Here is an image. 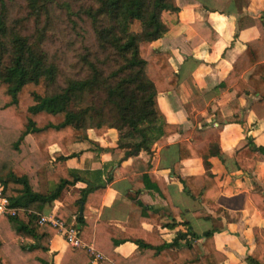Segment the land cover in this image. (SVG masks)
<instances>
[{
  "label": "crops",
  "instance_id": "obj_1",
  "mask_svg": "<svg viewBox=\"0 0 264 264\" xmlns=\"http://www.w3.org/2000/svg\"><path fill=\"white\" fill-rule=\"evenodd\" d=\"M175 4L176 11L163 13L167 30L151 46L168 53L176 74L172 84L165 81L158 85L157 104L165 120L176 124L178 130L163 143H154L150 151L141 149L137 153H130L133 146L123 142L121 135L126 128L111 127L101 135L88 129L86 138L67 146L59 134L51 135L50 142H43L42 146L27 134L25 141L29 153L13 166V171L21 176L32 170L51 168L57 154L68 155L65 165L81 180L65 185L40 211L51 219L57 218L60 207H65L71 212L66 226L75 222L79 210L67 201V196L81 195L88 186L103 188L90 193L87 206L93 226L98 222V234L94 227L78 234L80 245L77 247L93 253L89 264L105 259V255L96 250L95 240L100 243L107 239L108 227L116 237L129 238L113 249L125 258L141 251L132 241L134 238L157 244L171 243L179 232L185 233V239L189 240L191 233L202 235L213 230L212 243L225 255L220 264H250L247 258L256 248L253 229H264V198H256L255 203L251 196L259 193L264 196V161L253 160L252 167L242 170L235 160L237 152L249 139L256 146H264V100L261 101L259 93L251 92L249 77L254 66L244 55L249 44L256 62L264 63L260 30L251 20L245 19L260 17L264 12V0H175ZM231 71L230 84L220 89L218 85ZM233 105L245 111V119L223 125L219 132V155L208 156L206 161L201 156L179 159V143L188 149L192 145L190 136L181 139L179 132L216 127V113L231 118ZM243 160L250 159L243 157ZM140 161L153 164L151 173L155 180L165 181L169 202L145 186L147 182L142 172L133 170V163ZM176 161L179 173L195 178L190 180L194 191L201 185L204 175L212 176L208 204L192 197L173 174L172 166ZM148 184L152 183L148 180ZM54 186L52 181H44L40 189L43 193L52 192ZM138 203L142 209L137 207ZM185 239L165 246L164 256L175 260ZM203 241L204 237L194 239L206 252ZM67 246L61 232L50 239L49 253L53 263L60 262Z\"/></svg>",
  "mask_w": 264,
  "mask_h": 264
},
{
  "label": "trees",
  "instance_id": "obj_2",
  "mask_svg": "<svg viewBox=\"0 0 264 264\" xmlns=\"http://www.w3.org/2000/svg\"><path fill=\"white\" fill-rule=\"evenodd\" d=\"M26 2L36 17L41 12H47V0ZM97 3L96 8L90 11L96 43L102 51H110L116 59V68L107 75H104L101 67L87 59L88 71L84 78L71 79L60 91L47 93L44 80H53L55 69L44 65L40 48L30 44L26 37L17 33L10 36L9 62L0 69V125L10 134L5 142L0 138V183L3 195L8 198L10 206L17 209V213L15 216H0V264H55L49 253V241L58 229L49 223L39 224L37 213L46 203L55 199L65 185L81 180L76 172L67 168L65 160L68 155L63 154L54 156L51 168L17 175L13 166L29 153L25 141L27 134L38 144H48L51 135L59 134L67 146L86 138L88 129L101 135L111 127L117 130L126 128L123 135L131 139L126 145L133 146L130 153H137L141 149L150 151L154 143H163L166 137L178 130L176 124L165 120L157 104L158 85L165 81L172 84L176 74L170 65L168 53L151 46L167 30L163 13L177 10L175 0H97ZM245 19L258 26L260 38L264 41V12L258 18ZM134 21L140 24L137 32L130 30V24ZM7 34L5 1L0 0L1 49L6 50L7 44L4 45L2 40ZM244 55L254 66L249 77L251 92L259 93L263 101L264 63L256 62L249 44ZM233 66L235 68V64ZM231 74L232 71L218 85L220 89L230 84ZM99 89L104 90L105 97L101 105L96 106L90 94L95 95ZM105 105H108L111 116L105 115ZM233 109L231 118H223L216 113V127L206 126L179 132L181 139L190 136L192 140L189 149L179 143V159L201 156L206 161L208 156L219 155V132L223 125L245 119L244 110L235 105ZM135 136L139 140H135ZM243 157L250 160L244 161ZM235 160L239 169L252 167L254 161H264V146H256L249 139L248 144L237 152ZM133 164V170L143 173V180L147 182L145 186L157 191L169 202L165 181L155 180L151 173L153 164L142 161ZM177 165L178 161L173 164L172 172L188 193L208 204V187L212 176L204 175L201 185L194 191L190 180L195 178L183 176L177 170ZM120 169L125 171L126 168ZM148 180L152 184H148ZM44 181L53 182L55 186L52 192L41 191L40 186ZM98 190L102 191L103 188L88 186L81 195L74 194L66 198L79 209L71 225L80 235L94 227L87 206L90 193ZM251 196L255 203L256 198H264L261 193ZM258 205L263 211L262 205ZM137 207L142 209L140 203ZM56 217L66 225L71 212L60 207ZM97 223L94 227L96 235L99 232ZM107 230V239L100 243L95 240L96 250L105 255V259L96 264H220L225 259V255L216 250L212 243L213 230L205 231L202 235L191 233L192 238L189 240L185 239V233L179 232L171 243L157 244L152 240L134 238L132 241L141 251L127 258L116 254L113 249L129 238L116 237L109 231L111 227ZM253 231L256 248L247 260L250 264H264V229L255 227ZM200 237H204L202 245L206 252L194 242ZM178 239H185L178 257L175 260L165 257L163 248L177 244ZM93 257V253L87 249L69 245L58 264H89Z\"/></svg>",
  "mask_w": 264,
  "mask_h": 264
},
{
  "label": "rangeland",
  "instance_id": "obj_3",
  "mask_svg": "<svg viewBox=\"0 0 264 264\" xmlns=\"http://www.w3.org/2000/svg\"><path fill=\"white\" fill-rule=\"evenodd\" d=\"M4 1L8 34L2 40L4 45L7 44L6 50L0 48V69L9 62V39L13 33L39 47L44 65L55 69L54 79L44 80L47 93L60 91L71 79L84 78L88 71L87 59L101 67L104 75L116 68L114 55L102 51L95 40L90 11L96 8L97 0H47V12H41L38 17L28 8L26 0ZM139 29L138 21L130 24L131 31ZM91 96L96 106H100L105 97L104 90L99 89ZM108 108V105L104 106V113L111 116ZM123 134L124 144L130 142L131 139ZM9 137L8 131L0 125L1 140L5 142ZM135 140L139 137L135 136Z\"/></svg>",
  "mask_w": 264,
  "mask_h": 264
},
{
  "label": "built area",
  "instance_id": "obj_4",
  "mask_svg": "<svg viewBox=\"0 0 264 264\" xmlns=\"http://www.w3.org/2000/svg\"><path fill=\"white\" fill-rule=\"evenodd\" d=\"M17 209L9 204V200L3 195V186L0 183V216H15ZM37 222L39 224L49 223L58 229L64 235L65 241L72 247L80 245V238L78 230L72 225L66 226L64 222L58 218L47 219L45 216L37 213Z\"/></svg>",
  "mask_w": 264,
  "mask_h": 264
}]
</instances>
